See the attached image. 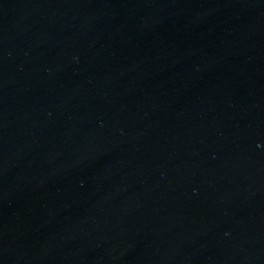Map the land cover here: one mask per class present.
Here are the masks:
<instances>
[{
    "label": "water",
    "instance_id": "water-1",
    "mask_svg": "<svg viewBox=\"0 0 264 264\" xmlns=\"http://www.w3.org/2000/svg\"><path fill=\"white\" fill-rule=\"evenodd\" d=\"M195 264H264V0H145Z\"/></svg>",
    "mask_w": 264,
    "mask_h": 264
}]
</instances>
